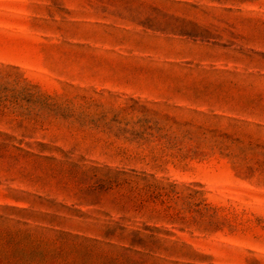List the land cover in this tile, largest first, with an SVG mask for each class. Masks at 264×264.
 <instances>
[{
	"label": "rangeland",
	"instance_id": "1",
	"mask_svg": "<svg viewBox=\"0 0 264 264\" xmlns=\"http://www.w3.org/2000/svg\"><path fill=\"white\" fill-rule=\"evenodd\" d=\"M15 93L0 264H264V0H0Z\"/></svg>",
	"mask_w": 264,
	"mask_h": 264
},
{
	"label": "trees",
	"instance_id": "2",
	"mask_svg": "<svg viewBox=\"0 0 264 264\" xmlns=\"http://www.w3.org/2000/svg\"><path fill=\"white\" fill-rule=\"evenodd\" d=\"M19 94H21L23 97H24V99H25V101H29L30 100V97H31V95L28 93V92H25V90H22L21 92H19ZM17 96H18V94L17 93H15L13 96H11V98L9 99V98H2V97H0V105H1V109L2 108H4V107H6L5 106V104L7 103L9 106L10 105H14L16 102V98H17ZM8 106V107H9ZM114 229L113 228H107L105 231H104V235L106 236V237H108V236H111V235H113L114 234ZM137 233H134V236L132 237V239L130 240V246L132 247V246H137V247H144V238L143 237H140V236H137L136 235ZM121 237L122 238H124L125 237V235H121ZM185 255H188V253L187 254H185ZM187 257H192L193 259H197V260H200V261H203V260H205V259H207V258H209V256L208 255H205V254H201V253H196V252H191Z\"/></svg>",
	"mask_w": 264,
	"mask_h": 264
}]
</instances>
